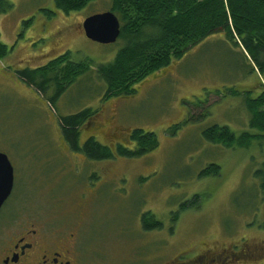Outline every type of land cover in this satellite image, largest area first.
<instances>
[{
    "label": "rangeland",
    "instance_id": "obj_1",
    "mask_svg": "<svg viewBox=\"0 0 264 264\" xmlns=\"http://www.w3.org/2000/svg\"><path fill=\"white\" fill-rule=\"evenodd\" d=\"M7 1L10 9L0 14V42L9 48L0 59V152L12 166L13 189L0 209V228L36 220L73 233L84 264H199L219 252L234 255L244 234L255 238L250 251L264 249L258 245L264 192L254 177L264 141L228 147L202 136L214 124L236 135L251 131L245 94H259L262 78L239 46L222 32L210 34L134 84L133 93L104 98L96 66L112 61L124 43L93 41L81 24L108 11L111 1L94 0L69 13L54 0ZM66 52L72 61H90L91 70L50 104L52 86L43 93L17 71ZM87 107L96 114L81 127V142L94 136L114 148L141 128L155 134L156 148L140 157L85 160L68 148L59 117ZM210 163L219 174L199 176ZM144 214L147 224L156 219L161 227L144 229ZM232 259L229 264H264V258Z\"/></svg>",
    "mask_w": 264,
    "mask_h": 264
},
{
    "label": "trees",
    "instance_id": "obj_2",
    "mask_svg": "<svg viewBox=\"0 0 264 264\" xmlns=\"http://www.w3.org/2000/svg\"><path fill=\"white\" fill-rule=\"evenodd\" d=\"M92 1L54 0V5L69 13ZM110 1L109 10L120 22L118 39L124 44L112 61L96 66L97 76L105 83L104 98L133 93L134 84L180 60L187 50L210 34L222 32L242 49L253 71L262 78V89L254 97L245 94L251 131L243 130L236 135L228 126L214 124L203 130L202 136L211 143L228 147L237 145L247 148L253 139L264 141V0ZM10 7L7 0H0V14ZM8 51V46L0 42V59ZM90 70V61H72L66 52L43 66L17 71V75L43 93L52 86L54 94L48 101L53 104L69 83ZM95 114L96 110L87 107L59 117L64 141L72 151L80 152L90 160L101 161L112 159L115 155L140 157L156 148L155 134L141 128H133L129 132V141L117 143L114 148L100 143L94 136H88L81 142V127L88 124ZM219 170L216 163H210L199 176L218 175ZM254 177L258 180L259 190L264 192V161ZM197 197L195 195L191 202ZM186 206V202L180 204L181 209ZM146 214L141 218L144 229L161 227L157 220L147 224Z\"/></svg>",
    "mask_w": 264,
    "mask_h": 264
},
{
    "label": "flooded vegetation",
    "instance_id": "obj_3",
    "mask_svg": "<svg viewBox=\"0 0 264 264\" xmlns=\"http://www.w3.org/2000/svg\"><path fill=\"white\" fill-rule=\"evenodd\" d=\"M83 158L86 157L83 155ZM260 200L263 201L264 196ZM259 225L263 227L258 226L262 228L260 231H264V225ZM246 227L247 231H253L249 229L251 226L248 224ZM3 228L6 227L0 228V264H84L76 247L73 233L59 232L36 220H25L16 224L15 227H7V230ZM252 239L255 238L246 236V234L238 238L237 251L232 255L237 261L245 262L264 258V249L262 250L260 246L264 244V241L258 242L260 247L255 246L256 250L252 252L248 249L255 244L251 242ZM244 240L245 243L242 242ZM224 253L221 252V257L219 252L211 258H203L199 264H204V260L208 261L206 264H229L230 260H234L230 254L224 255Z\"/></svg>",
    "mask_w": 264,
    "mask_h": 264
},
{
    "label": "water",
    "instance_id": "obj_4",
    "mask_svg": "<svg viewBox=\"0 0 264 264\" xmlns=\"http://www.w3.org/2000/svg\"><path fill=\"white\" fill-rule=\"evenodd\" d=\"M85 36L99 43H113L120 34V22L110 10L94 13L82 21ZM13 187V169L7 156L0 152V207Z\"/></svg>",
    "mask_w": 264,
    "mask_h": 264
}]
</instances>
